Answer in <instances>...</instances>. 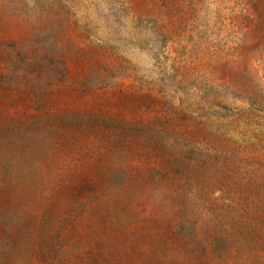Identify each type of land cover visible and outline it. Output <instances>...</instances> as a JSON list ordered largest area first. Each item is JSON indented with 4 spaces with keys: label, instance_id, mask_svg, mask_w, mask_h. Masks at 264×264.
<instances>
[{
    "label": "rangeland",
    "instance_id": "obj_1",
    "mask_svg": "<svg viewBox=\"0 0 264 264\" xmlns=\"http://www.w3.org/2000/svg\"><path fill=\"white\" fill-rule=\"evenodd\" d=\"M0 264H264V0H0Z\"/></svg>",
    "mask_w": 264,
    "mask_h": 264
}]
</instances>
